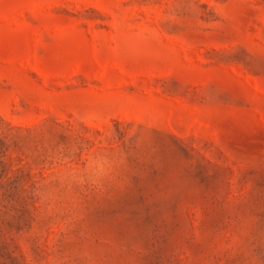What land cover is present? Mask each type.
Wrapping results in <instances>:
<instances>
[{
  "label": "rangeland",
  "instance_id": "obj_1",
  "mask_svg": "<svg viewBox=\"0 0 264 264\" xmlns=\"http://www.w3.org/2000/svg\"><path fill=\"white\" fill-rule=\"evenodd\" d=\"M0 264H264V0H0Z\"/></svg>",
  "mask_w": 264,
  "mask_h": 264
}]
</instances>
